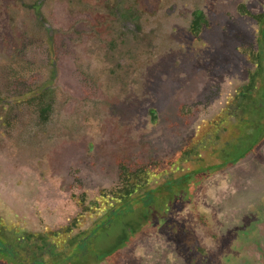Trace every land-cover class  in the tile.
I'll return each instance as SVG.
<instances>
[{
    "label": "rangeland",
    "instance_id": "obj_1",
    "mask_svg": "<svg viewBox=\"0 0 264 264\" xmlns=\"http://www.w3.org/2000/svg\"><path fill=\"white\" fill-rule=\"evenodd\" d=\"M257 15L264 0H0V234L29 238L23 264L38 249L44 264H264ZM178 177L186 191L149 203L142 226L126 215L121 246L124 220L92 235L125 187L137 210ZM81 238L97 262L66 258Z\"/></svg>",
    "mask_w": 264,
    "mask_h": 264
},
{
    "label": "trees",
    "instance_id": "obj_2",
    "mask_svg": "<svg viewBox=\"0 0 264 264\" xmlns=\"http://www.w3.org/2000/svg\"><path fill=\"white\" fill-rule=\"evenodd\" d=\"M239 10H241V12L244 14H246L244 7L240 6ZM195 17V18H194ZM193 20L191 22V26H190V30H192L193 32L197 33V31L199 29H201V26L204 23H207V21L204 18V15L202 12L199 11H194L193 13ZM256 20L259 22V24L261 25L260 28L262 29L264 27V15H257ZM261 33V31H260ZM260 54H258V59H259ZM255 59V58H254ZM256 61V59H255ZM50 107L48 105L43 106L42 103L40 104V108H39V120L42 122H46L48 119V112H49ZM122 176H121V181L126 182L127 179V175L129 174V171H126L125 168L122 169ZM186 175V174H185ZM132 176H135V178L138 177V175L132 174ZM184 176V175H183ZM182 176V177H183ZM181 177V178H182ZM181 178L179 179V177L177 178L178 180L172 178L171 182L170 179L164 184L165 186H168L169 188H164L162 187H158L156 189H154L152 192L147 191L146 192V196L140 200V202H142L143 207H141L140 209L134 210L132 208V202H134V199H132L133 194L136 191V187L135 185L137 184H131L128 185L127 187H125V189L123 191H121V196L118 199L119 202L121 203V207L118 208L117 210H110L106 217H105V221H102L100 224L97 225V229L98 231L104 226L110 227V223L113 221H122L120 228H124V232L121 234L122 236L118 237V241L115 243V245L112 247L113 250H115L116 248H118L119 246H121L123 243H125L127 241L126 238V233H127V229L131 228L132 230H136L135 227H130L132 224L131 223H136L138 226H142L145 223V220L147 218V215H145L146 213H148V209L146 208L147 205H149V203H152L153 205L156 203H162V201H166L168 200L170 197L172 196H177L180 193H183L186 191L187 186H180L182 181ZM177 185L176 188H174V186ZM164 191V192H163ZM165 192L167 194H165ZM159 194V195H158ZM164 194V195H163ZM162 195V196H161ZM106 196V195H105ZM105 196L100 195L101 198H103L104 200L108 201V198H106ZM160 196V197H159ZM150 212V211H149ZM129 214L130 216L133 215L134 219L131 223H127V220H125L126 215ZM110 217H112V219L110 220ZM125 225V226H124ZM126 232V233H125ZM136 232V231H135ZM136 234V233H133ZM92 235H93V230H92ZM87 241H89V239H85L83 238L80 243H76L77 244V248L74 247V252H77V254H88V252H92V253H96V255L99 254V251L95 249V244L92 246V244L88 243ZM0 248H2L4 250V254L7 253V251L9 250V245L5 242L4 239V235L0 234ZM109 254V253H108ZM91 255V254H89ZM11 257V255H10ZM15 258V255H13V259ZM99 257H96V259H98ZM18 259V258H17ZM98 261V260H97ZM36 264H42L40 261H38Z\"/></svg>",
    "mask_w": 264,
    "mask_h": 264
},
{
    "label": "flooded vegetation",
    "instance_id": "obj_3",
    "mask_svg": "<svg viewBox=\"0 0 264 264\" xmlns=\"http://www.w3.org/2000/svg\"><path fill=\"white\" fill-rule=\"evenodd\" d=\"M193 13H194V11H193ZM193 13H192V16H193ZM121 14H122V16H124L125 18H127V15L129 16V11L128 10H125V11H123V12H121ZM195 18V17H194ZM193 18V19H194ZM260 31H262V29L260 28ZM129 37H132V36H128V37H126V38H122V37H120V40H121V38H122V43H126V42H128L130 39H129ZM263 58H261V60H262ZM258 65H260V62H256ZM252 77H251V81H250V85H249V88H245L243 91H241L240 93H239V95L241 96V98H245V100L247 99L246 97L248 96V94H249V91H250V89H252L251 88V86H253V83H252ZM263 82L264 81H262V83H260V85L262 86L263 85ZM263 87V86H262ZM262 90H263V88H262ZM264 91V90H263ZM241 101V100H240ZM96 229H97V226L96 227H94L92 230L95 232V233H97V231H96ZM95 233H93V236H95ZM57 234L58 233H51L50 235L51 236H57ZM48 236V235H47ZM50 236V237H51ZM4 239H5V242L9 245V250L7 251V253L6 254H4L3 252H4V250L2 249V248H0V255H3L4 257H6L8 260H10L11 262H13V264H23V262H26L27 261V259H28V256H26L25 254H27L28 255V253H27V251H26V249H28L29 247L26 245L27 243H28V241H29V238H26V239H23L22 237L21 238H19V239H17V240H19V242H17V245H20V247L19 248H17V246L14 244L15 243V241H17V240H15V241H11V240H9L8 239V237L7 236H5L4 235ZM51 239V238H50ZM49 238H47V239H43L42 240V242H46L47 244H51L52 246H55L56 247V244L53 242V241H51ZM82 240V238L81 239H79L78 241H76V242H74V246L70 249H68V251H69V254H68V256H66V258L68 257H71V255H73V253H75V256L77 255V252H74V250H76V249H74V247L75 248H77V244L78 243H80V241ZM77 243V244H76ZM88 243H93L92 242V240H89V241H87V244ZM21 244H22V246H21ZM45 244V243H44ZM21 248H22V250H21ZM42 249V248H41ZM16 250H18V253H16ZM23 253V254H22ZM35 253V255L37 256V257H35V261H36V263L38 262V261H40L42 264H44V261H45V259L47 258V257H49V256H51L52 254H47V253H42V252H39V249L37 250V251H35L34 252ZM94 256H93V258L95 259V261L97 262V260L98 259H100V258H98V259H96V257H98L97 255H96V253L94 252V253H92ZM10 255H11V257H10ZM13 255H15V258L13 259ZM54 255H58V258H59V255L60 254H54ZM62 256V255H61ZM16 258H18V259H16ZM21 258H23V259H21ZM21 259V260H20ZM47 263H50V262H52V260L51 259H49L48 261H46ZM46 264V263H45Z\"/></svg>",
    "mask_w": 264,
    "mask_h": 264
}]
</instances>
